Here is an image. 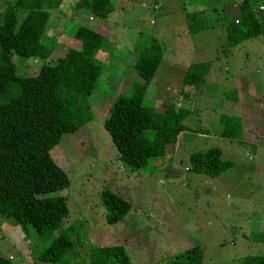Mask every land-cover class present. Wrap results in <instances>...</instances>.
<instances>
[{
	"label": "rangeland",
	"instance_id": "rangeland-1",
	"mask_svg": "<svg viewBox=\"0 0 264 264\" xmlns=\"http://www.w3.org/2000/svg\"><path fill=\"white\" fill-rule=\"evenodd\" d=\"M112 1L116 13L89 23L101 25V34L116 52L89 96L95 118L63 134L50 151L69 177L70 185L54 195L65 197L69 213L63 223L74 224L72 239L82 240L78 250L85 256L89 244L103 245L102 236H109L122 242L133 264H163L169 256L197 244L202 248L203 264H240L246 255L261 254L263 245L254 238L264 233V143L259 142L264 133V37L229 46L222 22L188 33L182 8L192 10L189 0H156L159 8L153 9H149L153 0ZM215 1L211 21L222 16L223 0ZM5 8L6 0H0V21ZM23 15V11L18 13V22ZM84 19L68 10L52 14L43 41L53 46L54 58L70 47H79L69 31L79 23L87 24ZM152 36L166 48L164 65L158 71L164 74V81L157 84L162 96L166 86L180 89L178 75L187 65L211 62L207 78L181 106L195 109L184 120L186 125L212 134L187 145L189 153L221 145L222 157L233 161L234 167L217 177L186 170L187 151L174 156L169 168L154 169L153 163L160 158H151L146 168L131 171L119 160L103 126L114 92L128 87L118 76L126 80L135 74L128 63L129 52ZM15 62L18 73L25 75L37 74L42 64L33 58L15 57ZM170 63L175 65L173 70ZM155 94L148 92L146 102L159 100ZM244 116L253 120L250 139L245 135L243 139H218L217 131H222L226 118L236 124ZM172 167L178 172L176 177L169 174ZM109 187L132 204L128 214L114 224L105 221L101 201V192ZM6 221L0 216V253L11 257L13 264H49L40 262L38 256L50 239H26L17 223Z\"/></svg>",
	"mask_w": 264,
	"mask_h": 264
},
{
	"label": "trees",
	"instance_id": "trees-1",
	"mask_svg": "<svg viewBox=\"0 0 264 264\" xmlns=\"http://www.w3.org/2000/svg\"><path fill=\"white\" fill-rule=\"evenodd\" d=\"M62 2L6 0L0 21V216L8 223H17L26 239H50L38 256L42 263L133 264L122 244H89L82 256L77 247L82 240L72 239L74 224L63 223L69 213L65 197L54 195L67 188L70 181L50 151L63 134L77 131L95 118L89 96L104 65L116 55L115 46L101 34V25L79 23L69 31L80 42L79 47H70L54 58L53 46L43 40L51 14ZM262 3L264 0H241L237 3L238 17L225 14L223 26L229 46L264 37ZM78 7L89 11L92 18L105 20L113 11V1L79 0ZM20 11L24 15L18 22ZM208 16L205 10L187 13L186 31L195 33L209 27L213 22ZM164 52L162 42L153 36L147 44L132 48L127 58L135 74L128 75L126 91L114 92L103 121L119 160L131 171L146 168L151 158L166 156L178 135L189 130L184 120L194 112L179 106L182 98L175 104L165 100L146 102L148 85ZM15 57L33 58L42 64L37 74H20ZM210 65V61L190 64L182 86L197 90L207 78ZM136 74L138 79H134ZM238 120L235 124L226 118L220 136L243 139L249 130L244 133L243 120ZM248 128L251 131L249 125ZM188 163L186 170L208 177H217L234 167L232 160L222 157L219 147L191 152ZM101 201L109 224L122 220L132 207L130 201L110 187L101 192ZM258 236L254 240L263 245V252L242 257L240 264H264V233ZM10 258L0 253V264H13ZM163 264H203L202 248L198 244L188 247L169 256Z\"/></svg>",
	"mask_w": 264,
	"mask_h": 264
},
{
	"label": "crops",
	"instance_id": "crops-1",
	"mask_svg": "<svg viewBox=\"0 0 264 264\" xmlns=\"http://www.w3.org/2000/svg\"><path fill=\"white\" fill-rule=\"evenodd\" d=\"M115 1H117V0H115ZM213 1L214 0H207V2L199 1V0H189L188 1V4H190L189 8H191L192 10L191 11H187L186 9H184V7L182 8L184 21L185 22L187 21V13L200 11V10L208 11L209 12V16L208 17L210 18V14H213L214 11H215ZM235 2H237V0H224L223 1L222 9H221L222 16L220 14V17H218V20H220V22L223 23L224 18H225V14L227 15L228 14L227 12L229 10H233L234 11L233 13H231L232 16L238 17V4L235 3ZM262 4L264 5V3H262ZM78 6H79V0H63L62 5L55 11H57L59 14L62 11H67V10L70 11V12H78L81 15V17H84L87 20L88 23L86 25L90 26V27H93L92 25H94V24L91 23V25H90L89 23H90V21H94L95 18H92V16L89 13V11H87L86 9H83V8H79ZM143 6L145 7L144 4H143ZM155 7L159 8V4L157 3L156 0H153V4L150 6L149 9H153ZM55 11L52 12V14H54V16H55ZM116 12H117V10L115 9L114 3H113V11H112V13H110V15L114 14ZM86 16H88V18ZM90 17L92 18V20L90 19ZM85 19H84V21H85ZM212 22H214V21H212ZM186 28H187V24H186ZM154 37H156V36H154ZM150 39H151V37L148 40H146V41L144 40L141 44L138 43V45H136V47L144 45V44H147L150 41ZM77 43L80 45V42H77ZM165 54L166 53L164 52V55ZM163 59H164V56H163ZM163 59H162L160 65L158 66V69L156 71L157 73H155L153 79L151 80V82L148 85L146 94L148 92H150L151 94H155V92H156V94H155V98L156 99L159 98V100H161V101L165 100V101H167V102L169 101L170 103H173V104H175L176 102H178V100H180L182 98L181 99L182 100L181 103H179V106H181V104H182V102L184 100H186L189 97L193 96V94H195L197 92V91H195L196 89H194L193 87L188 86V87L185 88V87L182 86L183 76H184L185 71L187 70V68L189 67L190 64L187 65L185 67V69H182L181 73L178 75V77H180V83H181L180 89H173V88H171L169 86H166L163 89L164 96H162V94L159 91L160 89H158V87H157V84H159V80L164 81V74L158 72L161 69V67L164 65L163 64ZM169 65L171 67V70H173V67H175V65L171 64V63ZM174 69H176V68H174ZM118 78H119V80H121L120 81L121 84H127L126 80L123 79L121 74L118 76ZM138 78L139 77L136 74L134 79H138ZM165 84H162L161 87H163ZM116 92H117V90H116ZM192 92H193V94H192ZM114 96H113V98H114ZM157 101H158V99H157ZM154 102H156V101L154 100ZM194 112H195V109H194ZM252 122H253V120L249 119L248 116H244L243 117L244 133L246 132V129L249 130V131H247L245 133V136L247 138L250 136V134H253V131L250 132V129L248 128V125L251 126ZM188 127H189V130H184L178 135L176 143H175L174 146H172L170 148L169 153L166 156H164L163 158H160L159 160H156L153 163V168L154 169H159V168L160 169H166V168H169L168 166L171 165V162H172L174 156H176L178 153H181V151H182V153L184 151H187V158L189 159V155H190L189 152H190L191 148L190 147H186V146L194 144V143L196 144L197 140H199V137L206 138L209 135H212V134L205 133V132H207V129H205V130H201L200 129L201 131H196L195 129H192L190 126H188ZM260 129H261V126H260ZM220 132H221L220 130L217 131V135H218V139L219 140L221 138H224V137L220 136ZM263 135H264V133L262 134V137H263ZM214 136H216V135H214ZM262 137L259 138V140H260L259 142L264 143L263 140H262ZM248 139H250V138H248ZM220 144H223V143H220ZM219 148L221 149V145H219ZM187 167L188 166H186L185 169ZM169 174L174 175L176 177L178 175V172L176 171V169H174V167H172V171L169 172ZM102 237L106 238L105 240L103 238H101L103 245L117 244V243L122 244V242H117V241L114 242V241H112V239L109 236H102Z\"/></svg>",
	"mask_w": 264,
	"mask_h": 264
},
{
	"label": "built area",
	"instance_id": "built-area-1",
	"mask_svg": "<svg viewBox=\"0 0 264 264\" xmlns=\"http://www.w3.org/2000/svg\"><path fill=\"white\" fill-rule=\"evenodd\" d=\"M262 8V7H261Z\"/></svg>",
	"mask_w": 264,
	"mask_h": 264
}]
</instances>
